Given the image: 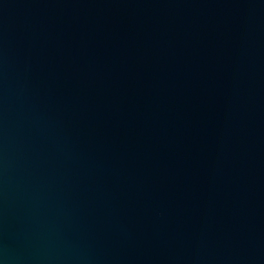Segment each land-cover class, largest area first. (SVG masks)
Segmentation results:
<instances>
[{
    "label": "water",
    "instance_id": "95a60500",
    "mask_svg": "<svg viewBox=\"0 0 264 264\" xmlns=\"http://www.w3.org/2000/svg\"><path fill=\"white\" fill-rule=\"evenodd\" d=\"M0 264H264V0H0Z\"/></svg>",
    "mask_w": 264,
    "mask_h": 264
}]
</instances>
